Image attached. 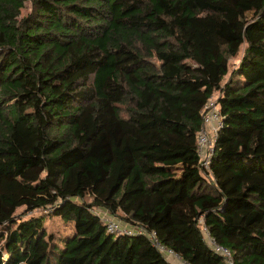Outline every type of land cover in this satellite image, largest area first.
<instances>
[{
  "label": "trees",
  "instance_id": "16d2710c",
  "mask_svg": "<svg viewBox=\"0 0 264 264\" xmlns=\"http://www.w3.org/2000/svg\"><path fill=\"white\" fill-rule=\"evenodd\" d=\"M26 1L0 0V264H173L99 208L190 264H229L206 231L264 264V0Z\"/></svg>",
  "mask_w": 264,
  "mask_h": 264
},
{
  "label": "built area",
  "instance_id": "2783aa9c",
  "mask_svg": "<svg viewBox=\"0 0 264 264\" xmlns=\"http://www.w3.org/2000/svg\"><path fill=\"white\" fill-rule=\"evenodd\" d=\"M219 96L212 95L202 110V127L198 132V153H199V167L203 175L207 178L212 177L211 160L215 151V142L219 130L222 127V110L219 103ZM106 223L109 233H117L123 235H147L151 243L166 257L177 258L181 260L179 255L171 248L166 247L160 242L155 231L147 230L144 226L133 225L117 222L114 218L101 216ZM207 241L217 253H223L230 260V252L227 248L217 244L207 232ZM182 264H190L181 260Z\"/></svg>",
  "mask_w": 264,
  "mask_h": 264
},
{
  "label": "rangeland",
  "instance_id": "374dc122",
  "mask_svg": "<svg viewBox=\"0 0 264 264\" xmlns=\"http://www.w3.org/2000/svg\"><path fill=\"white\" fill-rule=\"evenodd\" d=\"M32 10V4H31V2L28 0V1H26V5H25V7L22 9V16H25V15H27L30 11ZM248 14V16L249 17H251L252 16V12H248L247 13ZM241 55L239 56V57H235V58H232L231 59V69H234L235 67H237L238 66V64H239V62H240V60H241ZM218 92L217 93H215V96H218ZM177 174L178 175H181L182 173H181V170H178L177 171ZM104 211V209H97V212L101 215V216H103V217H109V218H111L110 217V215L108 214V213H106V212H103ZM24 212H25V208H21V209H19V211H18V213H19V215H23L24 214ZM42 213V210H37V211H34V212H30V213H28L26 216H30V215H39V214H41ZM115 220H118L117 222H120V223H125V221L121 218V217H114V216H112ZM46 225H47V228H48V230L50 231V232H55V233H57V234H60V235H64V234H69L70 232H71V230H73V224L72 223H69V224H67V223H65L64 221H62L61 219H59V218H53V217H48L47 218V223H46ZM206 229V228H205ZM206 233H207V231H206ZM207 237V236H206ZM177 259V258H176ZM176 259H174L173 257H170V260L173 262V264H179V262L176 260ZM179 260V259H178Z\"/></svg>",
  "mask_w": 264,
  "mask_h": 264
},
{
  "label": "crops",
  "instance_id": "0c3cea01",
  "mask_svg": "<svg viewBox=\"0 0 264 264\" xmlns=\"http://www.w3.org/2000/svg\"><path fill=\"white\" fill-rule=\"evenodd\" d=\"M116 221H118V220H116ZM174 259H176V258H174ZM176 260L179 262V264H182L181 260H178V259H176Z\"/></svg>",
  "mask_w": 264,
  "mask_h": 264
}]
</instances>
